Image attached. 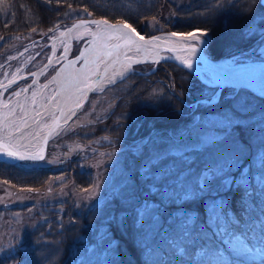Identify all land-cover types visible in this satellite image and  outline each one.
I'll return each mask as SVG.
<instances>
[{
  "label": "trees",
  "instance_id": "1",
  "mask_svg": "<svg viewBox=\"0 0 264 264\" xmlns=\"http://www.w3.org/2000/svg\"><path fill=\"white\" fill-rule=\"evenodd\" d=\"M204 1L197 0L193 4L201 9ZM101 2H106L109 8L107 6L100 8L97 6L98 4H94ZM120 2L131 5V9L135 13L110 9V5ZM233 3H235V7L232 6ZM73 8H80V11L78 10L80 15L65 14L68 9ZM142 8L148 9V11ZM167 8H169V3L164 0H59V3L57 0H51V3L46 0H8L7 5L0 9V38H2L0 41L13 38L16 35L23 36L24 41L38 38L47 39L57 28L66 26L76 17L88 16L89 13L97 16L107 15L112 19L125 16L140 32L148 34L153 30L146 25L145 20L150 16L156 18L157 10L163 12ZM225 8L240 12L235 16L229 14L225 19L229 26L228 30L234 28L239 33H243L237 39L214 40L217 29L209 23V20H206L207 18L204 22L202 20L182 21L178 18L175 20V24L169 20L171 23L167 22L168 25L164 29L189 31L194 27L206 28L212 33L209 49L215 56L252 49L244 55L257 58L259 53L256 50L258 45L263 42L260 39L264 37V34L260 33L258 29L255 33L249 32L247 25L258 13L264 12V7L261 6L259 0H232L230 7L223 6L221 8L222 12L225 11ZM153 11L156 14H152ZM203 14L206 16L205 12ZM25 18L28 22H24ZM223 23L225 24L224 21ZM33 29L36 30L33 31ZM49 29L53 30L49 31ZM145 66L148 67V65ZM154 92L157 94L153 95ZM210 92L209 87L185 69L175 63L162 62L153 74L148 76L133 75L108 88L99 105H90L89 110L96 111L98 118L94 123L80 125L75 138H84L85 141L92 142L97 140L100 144L107 145L106 148L128 147L125 158L130 156L142 158L140 152L132 148L133 145L154 134H169L170 137L179 139L180 132L185 128L182 124L190 119L194 120L191 104L206 97ZM239 92L251 102V107L248 109L251 118L246 120L248 128L246 134L241 136L246 145L242 159L251 165L252 171L258 172L259 161L264 160V98L245 89ZM221 96L225 101L233 99L226 92ZM156 110H158L157 113ZM198 110L219 111V109H209L204 105H199ZM104 137L109 139L105 140ZM80 142L84 141L80 140ZM97 152V154H102L105 151ZM189 154L196 158L194 164L197 167L208 159L207 153ZM86 159L87 156L80 153L79 150L73 157H67L63 161V168L27 167L21 163L11 164L0 161V180L12 182L18 189L43 191L49 188L50 184L59 177L58 175L64 172L68 175L69 183L78 179L88 185L91 182L90 174L93 172L92 168L86 165ZM80 168H83L84 171L77 173ZM131 177L132 182L128 181L114 190L106 197L107 199L101 206L104 214L109 218L112 217L107 221L116 242V248L112 253V263L198 264L201 259L205 262L212 259L206 256L195 258L194 261L191 258L179 261L172 255L171 250L163 245V241H160V246L156 247L155 251L145 247L138 234V227L134 223L136 214L133 209L136 206V204L134 205L136 201L139 202L143 197H146V190H144L146 189V177L139 169L137 172H132ZM235 196L236 194L228 196V199L233 202L234 208L237 206ZM63 204V209L53 206L46 208V211L34 210L31 213L33 214L32 218L40 219L39 225L27 226L23 229L18 227V232H10L13 229L10 227L4 229L7 239L0 240V264H75L77 249L81 246L87 247L97 240L98 226H96L95 220H90L87 212L84 213L83 208L78 206L73 209L71 201L63 202ZM205 205V198L201 197L186 205V208L203 218ZM122 207L123 215L111 214L112 209L120 210ZM17 208L4 209L0 207V215L2 211H5L9 218L12 216L11 212ZM254 211L264 213V194L260 196L259 206ZM164 215L167 216V212ZM43 217L47 218L43 220ZM80 217L82 219H79ZM83 243L87 245H82Z\"/></svg>",
  "mask_w": 264,
  "mask_h": 264
},
{
  "label": "snow or ice",
  "instance_id": "2",
  "mask_svg": "<svg viewBox=\"0 0 264 264\" xmlns=\"http://www.w3.org/2000/svg\"><path fill=\"white\" fill-rule=\"evenodd\" d=\"M46 2L51 3V0ZM57 2L59 3V0ZM7 3L8 0H0V9ZM261 3H264V0H261ZM232 6L235 7V3ZM213 7L222 8V0H214ZM259 22H264V17H261ZM88 23L89 21L84 20L76 27L86 28ZM90 23L95 25L96 31L91 33V49L86 50L89 55L85 56L82 53L76 60L68 62L69 65H74L82 59L85 66L75 71H67L64 75L61 98L56 101L59 115H51L53 123L48 135L61 129V118L67 123V120L75 115V109L82 107L81 102L86 98L85 94L88 91L102 90L98 86L94 87V84H103L105 79L108 84H115L117 79H125V74L130 70L133 62V58L128 53L133 49L137 56L141 53L145 56L152 54L155 57L154 63H159L160 59L164 58L160 56L161 49L157 44L161 38L153 37L141 44L139 41H144L145 37L127 21L119 25L111 24L107 19ZM207 35L206 29L199 28L187 33L171 32L168 40L175 38V43L170 44L165 50L183 53L175 58L184 68L191 70L197 54L207 42L204 39ZM122 57L124 60L121 59ZM135 62L140 61L137 59ZM118 64L119 70L116 69ZM101 65L104 66L103 74L100 73ZM109 69H112L111 75ZM250 71L255 69L250 68ZM94 76L97 78L95 81ZM223 78L234 80L240 85L238 89L241 90L250 88L251 85L249 80L227 75ZM20 94L15 92L16 96ZM35 95L33 93V97ZM259 96L264 98V87L261 88ZM201 104L209 109H219L216 113L219 119L214 123L220 126L212 127L217 129L216 131L200 132L195 139L191 135L182 137L181 145L173 143L161 149L149 142L140 147V155L144 158L142 168L146 177L145 186L148 195L134 207L133 211L136 214L134 223L139 225V230L143 232L146 248L155 251L156 247L160 246V241H163V245L171 250L172 255L179 261H184L186 258L194 261L197 256H209L212 259L207 262L201 259L198 264H264V213L254 211L259 206L260 196L264 194V187H261L264 184V160L259 161V171L255 175L251 168L245 169L242 163L246 145L241 136L246 134L248 128L246 120L251 118L248 111L251 102L240 92H236L230 101H225L222 96L213 93L203 99ZM70 105H74V108ZM4 107L8 108V113L0 116V156L14 161H43L45 155L42 148L29 151L27 144L21 143V141L30 143L40 138V131L36 129H39L42 123L48 127L43 113L36 112L35 115L40 119L34 118L32 124H29L28 112L22 106H20L19 118H16L17 106L9 108L8 104H4ZM64 108H68L67 113ZM9 116L12 117L11 120ZM196 126L200 127L199 124ZM203 126L209 128L205 124ZM61 130L66 131V129ZM213 134L218 138L210 141L204 139ZM43 139L46 142L47 135ZM104 139L109 138L104 137ZM189 153L208 154L204 166L198 171L194 172L192 169L194 160L188 163L184 159ZM108 155L112 156L114 153ZM234 169L239 172L238 176L234 174ZM253 179L256 181L255 184ZM4 183L8 182L4 181ZM213 187L217 195L207 201L203 218L185 209L186 201L194 197H202ZM98 189L99 183L94 184L92 191L96 192ZM228 193L237 194L235 208L233 202L228 199ZM165 212L167 216L164 215ZM165 225L167 228L164 227ZM149 240L151 243L148 242ZM104 241L105 235H101L100 247L107 251L111 240L109 239L107 244ZM89 251L95 249H85L86 254ZM80 264L87 262L81 260Z\"/></svg>",
  "mask_w": 264,
  "mask_h": 264
},
{
  "label": "rangeland",
  "instance_id": "3",
  "mask_svg": "<svg viewBox=\"0 0 264 264\" xmlns=\"http://www.w3.org/2000/svg\"><path fill=\"white\" fill-rule=\"evenodd\" d=\"M169 3V8L163 10V12H159L157 10V14L152 12V14H156V18L150 16L145 20L147 22V26L151 29L155 28H164L167 22L175 24V20L180 18L183 20H191V21H206L209 20V23L212 24L217 29V34L214 37V40H228V39H237L238 37L242 36L243 33H239L237 29L228 30L226 24V18L229 14L236 15L240 12L234 9H226L222 12L221 8L213 7L214 0H205L203 2L202 8L199 9L194 4L197 0H164ZM230 2L232 0H222V4L225 7H230ZM194 3V4H193ZM201 3V2H200ZM199 3V4H200ZM95 5L100 8L106 7L108 4L106 2L101 3H94ZM198 4V5H199ZM110 9H115L118 12L122 11H130V13H135L132 10V6L128 5L124 2H120L119 4L114 3L110 5ZM109 8V6H107ZM143 9V8H142ZM80 8H73L68 9L66 11V15L70 13V16H78V12ZM147 10L148 9H143ZM159 12V13H158ZM206 13V16L203 14ZM138 14H142L141 12H137ZM80 15V14H79ZM109 17L107 15H102ZM239 16V15H238ZM98 17V16H94ZM105 17V18H106ZM264 17V12L258 13L247 25L248 29H251V33H255L256 29L262 33L264 30V22H259L260 18ZM78 18V17H76ZM111 18V17H109ZM207 18V19H206ZM26 19V18H25ZM206 19V20H205ZM113 20H123L127 21L133 27L135 25L130 21L127 17H119L118 19ZM142 21V20H141ZM225 22V24L223 23ZM237 21V20H236ZM234 21V22H236ZM24 22H28L26 19ZM233 22V23H234ZM257 22L258 26H257ZM93 24H90L89 27H93ZM219 29H218V28ZM136 28V27H135ZM195 28L205 29L202 27H194L187 32L194 31ZM224 28V29H223ZM66 29V28H65ZM65 29L61 28L56 30V32L51 37V40L48 44L43 45L42 42L32 43L27 45L24 40L23 36L16 35L13 38L4 39L0 41V84H3L0 87V116H3L8 113V108L4 107V104H8L9 108L13 106L16 107V118H19L22 106L25 111L28 113L39 106L38 99L40 95L38 94L39 91L44 95V98L49 103L50 98L49 94H52L56 90V83L52 81V75L57 71L59 66L63 63V61L52 64L48 68L44 70V72L40 75L39 78L35 76V72L40 69L49 59L52 53V41L54 37H57L61 34ZM90 28L87 30L86 36H81L74 41L73 49L70 53V57L75 54L77 50H80L81 47L85 44V41L91 37V32L89 31ZM137 30V29H136ZM208 32L207 36H211L212 33L209 29H206ZM155 31V30H154ZM153 31V32H154ZM173 32H179L175 29L171 30ZM138 33L140 31L137 30ZM152 32V33H153ZM157 32V31H156ZM155 32V33H156ZM181 32V33H187ZM142 34V33H140ZM143 35V34H142ZM206 36V37H207ZM260 41H263L261 44L258 45L256 52L259 53L260 56H264V38L261 37ZM210 45V43H209ZM64 44L60 45L59 47V54H61L64 50ZM8 49V57L13 60H3L1 52H6ZM209 52V50L207 49ZM6 53V54H8ZM181 55L183 53L179 52ZM210 53V52H209ZM4 54V56H7ZM241 60L238 54L234 55L231 58V61H239ZM152 68V67H151ZM150 68V69H151ZM149 69V70H150ZM203 75L208 78L209 81H213L214 75L210 73L207 69H202ZM51 81V83H48ZM47 85V87H45ZM217 88L218 86H212ZM24 89H28L24 91ZM42 89V90H41ZM15 92H20V96H16ZM215 91H212L213 93ZM33 93H35V97H33ZM56 99L53 102L57 101V97L54 96ZM35 100V103H33ZM83 110V109H82ZM76 115V117L64 128L67 129L65 133L61 135L55 136L50 141V151L49 157L46 161L37 162L36 164L42 165H52L53 162L59 161L62 158H66V156L75 155L77 150H81L86 156L87 159L85 160L86 165L89 168H92L91 182L86 185L84 181H80L78 179L73 180L71 183L68 182V175L66 173H62L58 175L59 177L55 179L49 186L43 191L38 192H30V191H14L16 188L11 185L12 182L4 183V180H0V207L6 209L8 207L19 205L20 207L17 210H13L11 212L12 216L7 217L6 212L2 211L0 217L4 220L1 221L0 224V240L5 241L7 237L5 236V230L13 228L10 232H18V227L23 229V227H33L35 225H39L38 222L40 219L32 218L34 210L36 211H46V208L55 206L58 209H63L64 204L66 201L72 202V208L81 207L84 209V213H88L90 220H95L96 226H98V235L97 240L90 244L89 246H81V248L77 249L76 252V259L75 264H80L81 260H85L87 264H112V253L113 249L116 248V244L113 240V233L109 230V225L107 224L112 217H107L101 206L103 202L107 199L106 197L113 192L115 189L121 187L123 184L127 183L128 181L132 182L131 174L132 172H137V169L141 171L143 174L142 164L144 158H138L137 156L134 157H127L125 158V153L128 147L122 148H106L107 145L100 144L99 141H85L84 138H75L76 135L74 134V129H76V123L83 121L87 123L95 122L98 118L97 113L91 112L89 109H84ZM193 111V119H190L188 122H184L182 124L185 127L182 132H180V138L174 139L170 137L169 134H154L151 137H145L143 140L138 141L135 145L132 146L134 150L139 151L140 147L144 144H148L151 142L157 148H164L166 146L172 145L175 143L176 145H181L183 141L181 140L182 137H187L191 135L193 139H195L196 135L200 132L205 131H216L217 129H213L212 127H219L218 123H214L219 119V116L216 115L217 112L211 113L204 110H198V106L192 108ZM156 113L158 110L155 111ZM55 113V114H54ZM47 112L43 116L47 119V123L51 122V115L57 114V110L55 112ZM9 120L12 119L11 116L8 117ZM40 119V118H38ZM199 124L200 127L196 125ZM209 127L205 128L203 125ZM43 123L41 124L37 131L43 132ZM75 135V136H74ZM169 136V137H168ZM85 137V134H84ZM215 137V135H211L208 137H204L206 141H210ZM80 140L84 142H80ZM202 147V146H201ZM84 149V150H83ZM97 151H105L102 154H97ZM108 153H114V155L109 156ZM174 155H181L180 153H174ZM184 159L191 163L193 158L189 156L184 157ZM195 160V159H194ZM51 161V162H50ZM243 163V161H242ZM243 166L245 169L250 168V165L244 164ZM203 166H200L198 169H193V171H198ZM142 168V170H141ZM84 169H78L77 173L83 172ZM235 175H239L235 169L233 170ZM86 172V171H85ZM253 174H258L256 171H252ZM68 173V172H67ZM88 173V172H87ZM144 175V174H143ZM145 177V176H144ZM99 183L98 191H92L93 185ZM256 181L253 179V184ZM259 183V181H258ZM90 185V186H89ZM88 186V187H87ZM258 187V185H257ZM264 187V184L261 185ZM146 190V189H144ZM146 196L148 195L147 191H145ZM145 195V194H144ZM217 193L215 191V187L211 188L208 193L203 194V196H208L209 199L216 197ZM236 197V196H235ZM197 197H194L195 199ZM192 199V200H193ZM192 200L186 201L184 204L185 209L186 205L190 204ZM4 203V204H3ZM136 201L134 203L137 204ZM167 203V200L165 201ZM28 205V207H24L23 205ZM63 204V205H61ZM51 205V206H47ZM31 210V211H30ZM1 211V209H0ZM117 213H115V212ZM19 213L20 215L17 216L16 214ZM124 210L123 207L120 210L112 209L111 214L116 215H123ZM193 213V212H192ZM194 214V213H193ZM38 217V216H36ZM47 217H43L45 220ZM79 219H82L81 217ZM92 224V222H91ZM57 225V224H56ZM18 226V227H17ZM93 226V225H92ZM93 226V227H96ZM138 227V234L142 239L143 244L145 245V240L143 236V232L139 230ZM167 228V225L164 226ZM5 228V230L3 229ZM21 231V230H20ZM101 235H105L104 243L107 244L108 240H111V245L109 250L104 251L100 247L99 238ZM151 243V241H148ZM82 245H87L83 243ZM85 249H95V251H89L87 254L85 253ZM199 259L200 256H197ZM53 259V258H52ZM192 264V263H191Z\"/></svg>",
  "mask_w": 264,
  "mask_h": 264
},
{
  "label": "bare ground",
  "instance_id": "4",
  "mask_svg": "<svg viewBox=\"0 0 264 264\" xmlns=\"http://www.w3.org/2000/svg\"><path fill=\"white\" fill-rule=\"evenodd\" d=\"M81 23H79V24H76V25H74V26H72V27H70L69 29H71V31H69V29H66L65 31H63L62 33L64 34V35H61V34H59L57 37H54V39H53V41H52V53H51V56H50V63H52V64H56V63H59V62H61V61H64V60H66V59H68L69 58V56H70V53H71V48H72V46H73V43H74V41H75V39H77V38H79V37H81V36H86L87 35V30L86 29H89L90 27H89V25L87 24V26H86V28L85 27H76L77 25H80ZM195 29H197V28H195ZM155 30V28L153 29V31ZM96 31V28L94 27V28H90V32L92 33V32H95ZM152 31V32H153ZM156 32V30L153 32V33H155ZM181 32H187V31H180V33ZM150 34V33H149ZM141 35V34H140ZM143 36H145V35H143ZM169 38V37H168ZM89 41L91 42V39H89ZM171 41H173V42H175V38H172L171 39ZM62 43L65 45L64 46V50H63V52L61 53V54H59V52H58V50H59V47H60V45H62ZM170 43V42H169ZM171 44V43H170ZM65 48H67V52H65ZM10 50L8 49L6 52L4 51V52H1V54H3V56H4V54H6V53H8ZM7 56H4V57H6V58H8V55H9V53L8 54H6ZM194 71H196V72H198V73H200V74H203V72H202V69H204L202 66H198V65H196L195 63L193 64V68H192ZM253 69H255V71H257V68H253ZM44 70L45 69H41V70H39V71H37L35 74H36V77L37 78H39L40 77V75L44 72ZM255 71H250V68L249 69H245V70H241L239 73H238V76H240L241 78H243V77H247L248 75H250V74H254L255 73ZM61 73L57 76V77H55V79L56 80H58V82L59 83H61ZM255 77V76H254ZM254 77L253 76H248L247 78H249V79H251V80H253L254 79ZM54 80V78H52V81ZM55 80V81H56ZM223 80V79H222ZM221 80V81H222ZM257 80V78L254 80V81H256ZM220 81V79H219V77L218 78H216L215 79V82L216 83H218ZM3 84H0V87L2 86ZM58 85V84H57ZM42 90V89H41ZM60 92H61V88L59 87V89H57V91H54V93H52V94H49V96L50 95H55L56 97H57V100H60V98H61V96H60ZM38 94L40 95V97H39V99H38V104H39V106L37 107V108H35V109H32V111L31 112H29L28 113V120H29V124H32V122H33V119L35 118V119H38V117L35 115L36 114V112H42L43 113V115L46 113V112H52V113H54L55 112V105H56V102H53V99L48 103L47 101H46V99L44 98V95L41 93V91H39L38 92ZM70 107H73L74 108V105H70ZM65 113H67L68 112V108H65ZM55 114V113H54ZM63 123L64 122V119L62 118L61 119V121H60V123ZM49 124H50V122L49 123H47V125L49 126ZM33 127H35L34 125H33ZM43 128H44V130L47 128V127H45L44 125H43ZM50 128V127H49ZM44 133V131L43 132H40V135H42ZM38 141H39V139H37V140H34V141H32V142H28V141H21L22 142V144H27V147H28V149H31V148H33V147H37L38 146ZM263 195V194H262Z\"/></svg>",
  "mask_w": 264,
  "mask_h": 264
},
{
  "label": "water",
  "instance_id": "5",
  "mask_svg": "<svg viewBox=\"0 0 264 264\" xmlns=\"http://www.w3.org/2000/svg\"><path fill=\"white\" fill-rule=\"evenodd\" d=\"M263 5H264V3H262ZM122 22H118V23H116V25H119V24H121ZM137 39H138V37H137ZM150 39H152V38H145V40L144 41H139L141 44H143V43H145L146 41H148V40H150ZM92 40V39H91ZM207 41V40H206ZM158 44V46H159V48L161 49V51H163V50H165L170 44L168 43V42H166V41H164V40H162V42L161 43H157ZM206 45V43L202 46V50H201V54L203 55V60L204 61H206V62H208L209 64H211L215 69H217V70H219L220 72H222V73H224L225 75H227V76H232V77H234L231 73H232V69L234 68V67H238V66H242V65H249V64H253L254 62H248V63H238V64H233V65H227V64H224V63H221V62H219V61H215V60H213V59H211V58H209L206 54H204V46ZM91 48L89 47V46H87L86 48H85V50L83 51V54L85 55L86 53H84V52H88V51H86V50H90ZM160 51V52H161ZM176 52V51H175ZM81 56V55H80ZM160 56L161 57H164V58H168V59H170V60H174V61H176L178 64H180L179 63V61L174 57V55H162V54H160ZM133 58V62L131 63V68H130V70L129 71H131L132 70V64L133 63H136L135 62V60H139L140 62L141 61H146V60H154L155 59V57H153V58H151V57H144V58H139V57H132ZM74 60V59H73ZM84 64V62L82 63V65ZM254 64H262V65H264V62L263 61H255V63ZM81 65V66H82ZM181 65V64H180ZM71 66V65H70ZM110 70V69H109ZM104 71V70H103ZM103 71H102V73L101 74H103ZM97 79V78H96ZM95 79V80H96ZM118 80V79H117ZM107 85L108 83H103V84H100V85ZM219 85V90H221L222 88H223V86L224 85H232V86H235V87H240V85H238V84H236L235 82H234V80H231V79H229L228 81H225V82H222V83H219L218 84ZM264 85V74H262L261 75V77L259 78V79H257L256 81H251V85H250V90H252L254 93H256V94H258L259 95V93H260V91L258 90L259 89V87L260 86H263ZM96 85L94 84V87H95ZM91 92V90L90 91H88L87 93H90ZM85 101H83V103H84ZM64 110H65V108H64ZM78 111L76 110L75 111V114L77 113ZM59 115V114H58ZM74 116V115H73ZM62 119V118H61ZM61 124H62V122H61ZM52 125V124H51ZM51 130V126H50V128L46 131V133H45V135H47V141L45 142V140L42 138V141H41V143H40V145H39V149H43V151H44V155H45V153H46V150H47V144H48V141H49V139L51 138V136L55 133V132H58L60 129H57L56 131H53L52 132V134L51 135H48V133H49V131Z\"/></svg>",
  "mask_w": 264,
  "mask_h": 264
}]
</instances>
